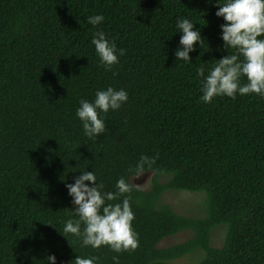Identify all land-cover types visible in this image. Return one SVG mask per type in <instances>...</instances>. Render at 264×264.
<instances>
[{"label":"trees","instance_id":"trees-1","mask_svg":"<svg viewBox=\"0 0 264 264\" xmlns=\"http://www.w3.org/2000/svg\"><path fill=\"white\" fill-rule=\"evenodd\" d=\"M216 3L0 0V264H44L49 254L57 264L76 255L95 256L97 264H113L117 255L119 264H171L198 252L194 264H264V99L199 101L196 68L207 74L234 51L223 48ZM97 14L104 21L93 28L86 18ZM177 18L196 24L205 41L190 63L173 55ZM96 31L126 52L111 70L98 66ZM109 86L123 88L128 101L109 111L106 132L90 140L76 108ZM141 155L155 164L147 170L150 187L129 194L138 247L117 254L63 237L73 208L65 183L94 171L105 191H115ZM168 191L203 193L205 216L160 204ZM219 226L224 240L215 248L210 238ZM180 232L190 238L157 248Z\"/></svg>","mask_w":264,"mask_h":264},{"label":"clouds","instance_id":"clouds-1","mask_svg":"<svg viewBox=\"0 0 264 264\" xmlns=\"http://www.w3.org/2000/svg\"><path fill=\"white\" fill-rule=\"evenodd\" d=\"M211 2V0H209ZM215 16L222 18L220 39L224 50L232 49L207 70L203 66L196 68L200 87L199 101L211 103L217 97L236 99L237 95H256L264 99V0H217ZM104 21L102 15H91L86 22L96 28ZM188 18H177L175 33H180L173 55L177 61L190 63V53L205 42L200 29ZM91 45L98 60V66L111 70L119 64L120 57L126 52L118 49L104 31L92 34ZM228 53V51H227ZM115 76L116 73H113ZM244 78L246 82L242 83ZM128 93L123 89L109 86L95 92L94 99L79 100L75 117L79 120L83 135L95 140L107 130L105 116L109 111H118L127 103ZM155 164V158L141 155L134 167L128 171L129 177H120L115 183V191H105L104 184L97 182L94 171H80L71 184L65 183L73 208L70 218L62 227L63 237L72 235L81 247L98 249L106 246L111 251H134L138 245V236L133 230L134 213L130 206V193L147 186L134 185L133 179H139ZM122 198V199H121ZM119 201V202H116ZM51 226V225H50ZM95 256L76 255L69 264H97ZM113 264H119L117 256L112 257ZM44 264H57L54 254L46 257Z\"/></svg>","mask_w":264,"mask_h":264},{"label":"rangeland","instance_id":"rangeland-1","mask_svg":"<svg viewBox=\"0 0 264 264\" xmlns=\"http://www.w3.org/2000/svg\"><path fill=\"white\" fill-rule=\"evenodd\" d=\"M153 174L145 173L139 179H133L134 185H143L147 180V186L140 190H147L152 182ZM167 178L160 177L159 181ZM160 204L168 205L175 213L193 219H200L205 216V195L203 193H189L183 191H168L164 193L159 201ZM190 238L189 232H180L173 237H167L158 245V249L168 248L175 244L184 242ZM224 240V227H217L211 234L210 243L212 247L219 248ZM202 256L201 252L192 253L185 257L173 260L171 264H194Z\"/></svg>","mask_w":264,"mask_h":264}]
</instances>
